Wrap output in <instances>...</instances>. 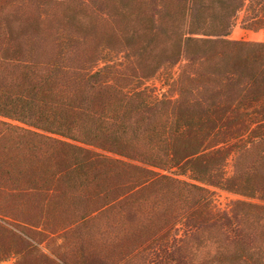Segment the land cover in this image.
<instances>
[{"label":"trees","instance_id":"1","mask_svg":"<svg viewBox=\"0 0 264 264\" xmlns=\"http://www.w3.org/2000/svg\"><path fill=\"white\" fill-rule=\"evenodd\" d=\"M241 13L264 28V0H0V264H264Z\"/></svg>","mask_w":264,"mask_h":264},{"label":"rangeland","instance_id":"2","mask_svg":"<svg viewBox=\"0 0 264 264\" xmlns=\"http://www.w3.org/2000/svg\"><path fill=\"white\" fill-rule=\"evenodd\" d=\"M244 17H245V13H241L238 16V19L236 21L235 27H234L232 35H231V39H233V40H245V41H252V42H264V28L261 30H246V29H244L243 25H242ZM235 198L236 197H234V196L221 194L219 200L225 206L229 202L228 199H235ZM0 225L2 226V232H3V230L8 231L7 232L8 235L10 234L11 231L16 232V233H21L20 229L14 224V222L8 218L3 219L0 217ZM33 235H34V233H33ZM34 236H36V235H34ZM6 237H7V239H6L7 245H11L12 247H15V248H19L21 246L20 244H17L14 241H12L10 236H6ZM36 237L39 239L41 238L40 236H36ZM3 240H2V244H3ZM33 243H34V241H33ZM50 243L51 244L53 243L51 245V248L53 247V249L56 250L57 247H59V245L62 244V241L58 240L56 242L53 241ZM17 260H18V258L16 256L8 255L7 257L4 256V260L1 262V264H16Z\"/></svg>","mask_w":264,"mask_h":264}]
</instances>
